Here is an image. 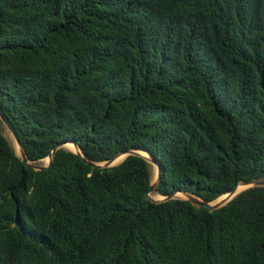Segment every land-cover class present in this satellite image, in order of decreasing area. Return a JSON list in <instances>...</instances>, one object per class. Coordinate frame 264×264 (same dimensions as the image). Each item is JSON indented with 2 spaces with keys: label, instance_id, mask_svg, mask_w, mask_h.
I'll return each mask as SVG.
<instances>
[{
  "label": "trees",
  "instance_id": "1",
  "mask_svg": "<svg viewBox=\"0 0 264 264\" xmlns=\"http://www.w3.org/2000/svg\"><path fill=\"white\" fill-rule=\"evenodd\" d=\"M0 108L31 162L138 149L157 192L264 178V0H0ZM150 165L26 168L0 122V264H264V187L151 203Z\"/></svg>",
  "mask_w": 264,
  "mask_h": 264
},
{
  "label": "water",
  "instance_id": "2",
  "mask_svg": "<svg viewBox=\"0 0 264 264\" xmlns=\"http://www.w3.org/2000/svg\"><path fill=\"white\" fill-rule=\"evenodd\" d=\"M0 122L2 124V127H4L9 132V134L11 136V139H6V140H7L8 144L11 146L15 155L20 159L21 163L26 168L32 169L36 172L47 171V170L51 169L53 166V159H54V156H55L57 150L60 148H64V145L67 143H72L73 146L77 149L76 151H70V150H68V151L78 155L82 159V161L85 164H87L89 167H91L92 169H106V168H111V167L117 166L128 156H138V157L143 158L150 165V174H151L150 175V186H149L147 192L145 193V197L151 203H161V202H166V201H169L172 199H182V200L188 201L190 204H192L193 206H196L198 208H204V209H207L209 211H215V210L225 206L228 202H230L233 198H235L242 191H245V190L251 189V188L264 187V178L254 179V180H250V181H246V182H239L233 187V189L230 192H228L225 195H222V196H226V198L223 200V202H220L217 204H213V203L215 201H217L218 199H220V197L217 198L216 200L212 201V202H206V201L202 200L201 198H199L193 194L184 192V191H174L168 195H161L157 192V185L159 183L160 174H161V166L148 153L147 154L149 155V157L140 154L138 152L140 150H138V149H131V150H128L127 152H121V153L115 155L113 158H111L105 162H101V163L91 162V161H88L83 156V154L81 153L80 149L78 148V146L76 145L74 140H67V141H63V142L58 143L52 149V151L49 153V155L45 158V159H47V163L44 165H39V164H37V162H31L27 159L25 151H24V149H23V147H22V145L18 139V136H17V133H16L14 127L12 126L11 122L9 121L7 116L4 114V112L1 110V108H0ZM12 141H14L17 144L18 150H19V155L16 154V152L13 148V142ZM120 158H121V160L118 161ZM45 159H43V160H45ZM43 160H41V161H43ZM151 166L154 167L152 170H151ZM153 179H154V182H152ZM239 187H241L243 189L241 191H238ZM178 194H182L184 197L179 198L177 196ZM158 196L160 198L156 199Z\"/></svg>",
  "mask_w": 264,
  "mask_h": 264
},
{
  "label": "bare ground",
  "instance_id": "3",
  "mask_svg": "<svg viewBox=\"0 0 264 264\" xmlns=\"http://www.w3.org/2000/svg\"><path fill=\"white\" fill-rule=\"evenodd\" d=\"M13 142V148H14V150H15V152H16V154L17 155H19V150H18V146H17V144L14 142V141H12ZM64 148L66 149V150H70V151H76L77 149L73 146V144L72 143H67V144H65L64 145ZM140 154H142V155H144V156H147V157H149V155L147 154V153H145V152H142V151H138ZM119 160H121V158L119 159ZM118 160V161H119ZM45 163H47V159H45V160H43ZM152 182H154V179H153V181ZM243 188H241V187H239V189H238V191H241ZM178 197L180 196V197H184L182 194H178L177 195ZM160 197L158 196L156 199H159ZM226 198V196H222V197H220V199H218L217 201H215L213 204H217V203H220V202H223V200Z\"/></svg>",
  "mask_w": 264,
  "mask_h": 264
},
{
  "label": "rangeland",
  "instance_id": "4",
  "mask_svg": "<svg viewBox=\"0 0 264 264\" xmlns=\"http://www.w3.org/2000/svg\"><path fill=\"white\" fill-rule=\"evenodd\" d=\"M2 134H3V136L6 138V139H11V136H10V134H9V132L4 128V127H2ZM120 161V160H119ZM37 164H39V165H44V164H46L44 161H40V162H37ZM154 167H152L151 166V170L153 169ZM179 198H183V197H180L179 196Z\"/></svg>",
  "mask_w": 264,
  "mask_h": 264
}]
</instances>
